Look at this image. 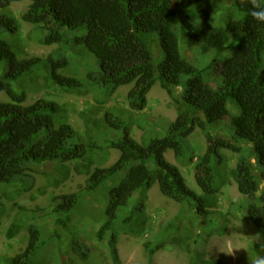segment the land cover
Listing matches in <instances>:
<instances>
[{
  "label": "trees",
  "instance_id": "obj_1",
  "mask_svg": "<svg viewBox=\"0 0 264 264\" xmlns=\"http://www.w3.org/2000/svg\"><path fill=\"white\" fill-rule=\"evenodd\" d=\"M25 1L29 6L22 20L47 30L46 45L67 44L65 29L84 32L75 41L83 44L100 62L99 73L89 76L91 87H111L115 93L121 86L133 85L127 95L129 106L142 111L146 108L148 93L159 85L178 111L166 137L141 145L125 131L111 146L121 152L114 165L97 167L91 173L85 168L81 170L89 175L87 192L123 174L119 184L110 190L104 209L108 221L96 232L98 236L109 228L121 208L130 205L137 191L141 195L137 208L144 210L147 193L155 184L163 195L179 204L194 203L203 215L214 208L219 190L211 161L215 158L223 163L222 150L241 152L234 140L213 132L212 124L216 120L231 118L239 141L250 144L258 158L256 166L264 169V24L253 19V8L247 0H0V93L10 99V102L0 101L1 185L26 177L23 167L29 163L89 161L97 146L96 141L87 142L69 123L57 122L55 114L59 108L55 103L37 100L25 105L27 95L17 90L19 81L29 77L39 62V59H19L12 46L13 40L20 36L21 25L11 6ZM257 2L264 7V0ZM187 4L192 5L196 18L185 14L184 9L189 11ZM181 34L186 36L184 56ZM158 42L165 54L163 61L157 57ZM198 57L211 59L214 64L211 68L215 67L216 75L208 81L206 73L212 65L205 66L204 61L198 67ZM48 62L55 85L68 92L81 87L78 79L57 72L67 61L54 62L49 56ZM182 74L189 77L187 89L178 93ZM230 106L235 108V115ZM104 122L107 127L117 129L124 125L120 118L108 112ZM197 129L208 142L204 154L192 157L193 161L196 159L195 180L199 193L187 187L180 169L165 156L171 150L177 159L182 157L189 137ZM256 166L241 156L232 175L244 197L243 211L255 227L263 230L264 170L260 172ZM86 201L87 195L80 192L56 197L53 211L62 216L56 224L65 227L71 223L70 214L81 210ZM22 228L20 221L13 222L7 233L9 239ZM28 234L26 248L13 257L0 256V264H44L43 256L49 258V252L44 251L40 230L31 226ZM115 240L113 235L111 243ZM81 242L82 257L88 259L91 249L86 239ZM70 249L71 246L66 247L67 257ZM111 252L119 264L115 245ZM54 263L58 264L49 260L46 264ZM213 264L223 263L214 260Z\"/></svg>",
  "mask_w": 264,
  "mask_h": 264
},
{
  "label": "rangeland",
  "instance_id": "obj_2",
  "mask_svg": "<svg viewBox=\"0 0 264 264\" xmlns=\"http://www.w3.org/2000/svg\"><path fill=\"white\" fill-rule=\"evenodd\" d=\"M28 6V1L11 6L21 25L20 36L13 40L12 46L19 59H39V62L29 77L19 81L17 90L27 95L25 105L37 100L55 103L59 108L55 114L57 122L69 123L87 142L96 141L97 146L89 161L29 163L23 167L26 177L17 178L8 185L0 184V256L13 257L22 252L29 238V227L35 226L40 230L44 251L49 252V258L43 256L44 264L48 260L58 264H118L112 257L113 245L117 249L119 264H213L214 260H220L223 264H264V229H258L247 218L243 211L244 197L232 175L241 156L253 161L255 166L258 158L250 144L239 141L237 129L230 117L216 120L212 130L215 134L234 140L241 147V152L222 150L225 161L219 163L215 158L211 161L215 185L219 190L214 198V208L203 215L194 203L179 204L163 195L159 185L155 184L147 193L144 210L137 208L141 202L140 192L137 191L130 205L119 210L109 228L104 229L101 236L96 234L101 225L108 221L104 209L109 202L110 190L119 184L123 174L87 192L89 175L81 170L85 168L91 173L97 167L114 165L121 152L111 146L121 139L125 131L141 145L166 137L178 111L167 92L159 85H155L148 93L146 108L142 111L129 106L127 95L133 85L121 86L115 93H112L111 87H91L89 76L94 77L99 73L100 62L83 44L75 41L84 32L65 29L63 33L67 44L48 46L45 44L47 30L22 20ZM186 10H189L184 9L189 18H196L192 5L187 4ZM180 36L184 56L186 36ZM156 50L157 57L163 61L165 54L159 42ZM49 56L54 62L67 61V65L57 72L78 79L81 87L68 92L55 85ZM197 60L198 67L204 61L205 66L212 63L211 59L198 57ZM211 65L206 73L207 81L216 75L215 67L211 68L214 64ZM188 78L185 74L180 76L178 93H184L187 89ZM0 101L10 102V99L0 93ZM107 112L120 118L124 123L123 128L107 127L104 122ZM207 146L204 133L197 129L189 137L182 157L177 159L171 150L165 155L169 163L180 169L187 187L198 193L196 159L193 161L192 157L204 154ZM256 167L260 172L264 170ZM261 189H264V182ZM79 192L87 195V203L78 212L70 214L71 223L65 224V227L56 224L58 217L62 216L53 211V200L58 196ZM18 221L23 228L13 239H9L8 230L13 222ZM113 235L116 240L112 244ZM82 239H86L91 249L88 259L82 257ZM67 246L72 247L69 250L70 257L65 254ZM232 251L231 255L225 253Z\"/></svg>",
  "mask_w": 264,
  "mask_h": 264
},
{
  "label": "clouds",
  "instance_id": "obj_3",
  "mask_svg": "<svg viewBox=\"0 0 264 264\" xmlns=\"http://www.w3.org/2000/svg\"><path fill=\"white\" fill-rule=\"evenodd\" d=\"M243 2V0H242ZM248 3L252 5L253 11L251 12V15L255 21H257L258 24H264V7H261L257 0H247ZM229 255L233 253L232 252H225Z\"/></svg>",
  "mask_w": 264,
  "mask_h": 264
}]
</instances>
